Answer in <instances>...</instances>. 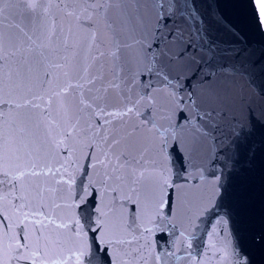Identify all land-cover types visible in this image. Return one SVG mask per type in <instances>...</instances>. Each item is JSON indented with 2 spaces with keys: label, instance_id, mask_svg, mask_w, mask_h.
<instances>
[{
  "label": "snow or ice",
  "instance_id": "6c2138e0",
  "mask_svg": "<svg viewBox=\"0 0 264 264\" xmlns=\"http://www.w3.org/2000/svg\"><path fill=\"white\" fill-rule=\"evenodd\" d=\"M240 79L264 99V0H0V264H256Z\"/></svg>",
  "mask_w": 264,
  "mask_h": 264
},
{
  "label": "water",
  "instance_id": "95a60500",
  "mask_svg": "<svg viewBox=\"0 0 264 264\" xmlns=\"http://www.w3.org/2000/svg\"><path fill=\"white\" fill-rule=\"evenodd\" d=\"M222 38L228 39L227 36H222ZM258 84L259 81H257V85ZM257 85H250L243 79L239 80L235 89V95L229 100L231 110L234 114H246L249 104H252L256 108L264 105V99L261 98ZM261 87H264V85ZM253 191L255 197L254 199L249 196L248 186L245 182L242 179L237 180L236 207L239 213V218L243 221H247L249 217H252L255 221V223L251 226V230H249L247 223L244 224V243L250 248L252 255L256 260V264H264V249H261L259 246L251 245L250 243L251 232H258L261 230L259 218L262 210H264L261 205L258 180L256 181Z\"/></svg>",
  "mask_w": 264,
  "mask_h": 264
}]
</instances>
